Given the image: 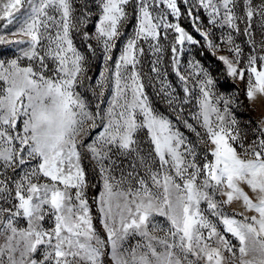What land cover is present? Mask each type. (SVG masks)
<instances>
[{"label":"snow or ice","instance_id":"obj_1","mask_svg":"<svg viewBox=\"0 0 264 264\" xmlns=\"http://www.w3.org/2000/svg\"><path fill=\"white\" fill-rule=\"evenodd\" d=\"M96 8L84 6L76 15L73 0H0V46H20V55L0 59V264H105L106 255L112 264H264V121L249 140L231 114L235 101L214 91L216 82L199 61H189L184 75L178 54L185 44L211 56L221 52L216 59L229 77L245 82L247 98L264 95V55L253 54L251 39L254 18L264 31V0H98ZM130 17L133 35L114 58ZM182 18L201 39L181 26ZM169 30L181 103L189 102L194 77L199 110L192 118L203 134L183 119L182 107H173L178 97L158 67ZM74 33L89 51L95 40L104 52L103 71L90 85L100 101L94 111L78 91L90 78ZM241 34L252 46L246 60L235 42ZM141 42L157 55L151 71L160 92L198 144L151 106L138 68ZM106 93L111 100L102 109ZM85 156L102 184L92 203L106 238L93 223L87 193L95 185ZM120 157L131 158L127 168ZM234 203L239 210L227 211Z\"/></svg>","mask_w":264,"mask_h":264},{"label":"rangeland","instance_id":"obj_2","mask_svg":"<svg viewBox=\"0 0 264 264\" xmlns=\"http://www.w3.org/2000/svg\"><path fill=\"white\" fill-rule=\"evenodd\" d=\"M256 2L258 3L259 0H256ZM73 3L76 9L75 14L79 15L80 10L84 6L91 8L93 13H95L97 10L96 5L98 3V0H73ZM178 3H180V0H178ZM181 7L183 9L184 6L181 4ZM128 10L131 13L132 11L131 7H129ZM21 11L23 12V9ZM201 19L204 21L205 24L207 23L206 14H204L203 12L201 15ZM169 20L174 22L175 18L169 16ZM95 22H96V17L95 15H93L91 18V22L88 24V28H87V31H89L90 33L93 32L94 30ZM2 23L3 21H0V24ZM135 23H136L135 19L130 17L129 21L126 22L125 26L121 29L124 32V36L121 38L120 41L117 42V47L116 49L113 50L114 58L119 56L123 43L127 40V38L133 35ZM180 23L181 26H183L188 32L193 34L197 39H201L199 35L193 31L190 21L187 18H182L180 20ZM258 25H259V18H254L251 39L255 41L256 48L253 54L264 55V52L260 50V44L261 42H264V31H262ZM241 28H243V25H241ZM73 35H74V42L77 48L87 57V68H88L87 76L90 78L84 81L83 86H81L78 89V91H80L83 94V97L89 104V107L94 111L96 104L99 103L100 101L98 99V90L96 95H94L90 85H94L95 81L99 80L100 78L99 74L101 71H103L104 52L102 51V48L97 45V42L95 40L91 41L93 47L95 48V52L93 53L89 51L85 43L82 42L81 38L75 33ZM219 35H220V31L216 30V36ZM248 40L249 37L242 34L235 36V42L238 45H240L241 49L243 50V58L245 60L248 54L252 52V46L249 45ZM172 42H173V35L171 33V30H169L168 39L161 38L160 40V44L163 47V51L162 53L157 54L160 57V62L158 64V67L160 68L162 74H166V82L171 85V88L175 89L174 95L178 97V99L176 102H174L173 107L176 108L177 112L182 107L183 119L188 120L189 123L193 124V126L197 129V131L203 134L204 132L203 128H201L200 124L192 118L193 114L197 113L199 110L197 103V99L199 97V86L196 84V79L194 77H190L188 86L192 90V96L189 98L188 103L186 104L181 103L184 99V93H183L182 83L176 76L171 64L172 53L170 51V48ZM201 44H203V41H201ZM141 46L145 49V53L142 57H140V64L138 65V68L141 72L142 80L145 85L144 90L149 98V102L151 106L158 113L163 114L167 118L171 119L173 124L177 128H179V130L190 141H192L193 144H198V138L195 132L190 131L188 128L184 126L182 122L177 121L176 119L177 112H174L171 108H169L167 98L160 92V87H161L160 81L155 78L156 73H153L151 71L152 63L154 60L157 59V55H154L151 51H149L147 43L141 42ZM19 47L20 46H0V59L7 61L9 59H13L16 56L20 55V52L18 51ZM177 47L179 49L180 46ZM201 53H203V55ZM178 54L180 58L181 71L184 75H188V72L191 71L188 67L189 61H199L200 65H202L203 68L206 69L211 74L214 81L216 82L214 91L218 95L222 94L226 98H231L232 100L235 101L234 103L230 104L231 114L235 116V118L237 119L238 122L237 127L240 129L241 133L242 134L246 133L248 139L250 140L253 137L254 130L260 127L261 122L264 121V95L257 94L256 97L250 101L246 96L245 82H242L240 80H233V78L229 77L226 72V66L221 61L214 60L212 56L209 55L208 50L206 48H202L201 45L185 44L184 51ZM221 54L223 53L217 52L216 56H219ZM21 64L27 65L28 61L21 60ZM238 86H240L241 89L244 91L249 112H245V107L242 102L243 99L240 97L238 92V88H237ZM110 100H111V95L109 93H106L104 97V102L100 104V107L102 109H106L108 107V102ZM97 131H103V128L101 127ZM138 140L140 142L141 149L146 154L150 147L148 143L146 130H142L138 133ZM198 146L203 147L202 145H198ZM130 159L131 158L120 157L117 160V163L122 164L123 167L127 168ZM84 160L89 165V168L91 170V175L95 179L93 184L98 185L99 187V192H98V196H99V193L102 190V184L99 181V177L97 173L93 171L94 161L89 160L88 157L85 156L83 159V166H84ZM138 170L141 171V173L143 174V169H138ZM115 174L118 176L119 170H117ZM245 190L249 191L247 188ZM249 195H252L250 191H249ZM202 208H206V205H202ZM239 208H240L239 204L234 203L227 208V211L232 212L233 210H239ZM251 214L252 213H248V215ZM155 219L161 225L167 227V221L165 217L157 216ZM99 234L102 237H104L100 232ZM157 235H163V233H157ZM137 239L139 238L138 237L130 238L125 246L127 247L130 245H134ZM104 259H105V264H112L111 260L108 259L107 255L105 256Z\"/></svg>","mask_w":264,"mask_h":264},{"label":"trees","instance_id":"obj_3","mask_svg":"<svg viewBox=\"0 0 264 264\" xmlns=\"http://www.w3.org/2000/svg\"><path fill=\"white\" fill-rule=\"evenodd\" d=\"M212 58L214 60H218V59H216L215 56H212ZM237 88H238V92H239L240 97L243 99L242 102H243V105L245 107V112H249L248 104H247V101H246L245 95H244V91L241 89L240 86H238ZM84 167H85L86 172L88 173V179H89L90 184L95 185V184H93L95 179H94V177H92L89 165L85 162V160H84ZM98 192H99L98 185H95L94 187H90L89 190H88V198H89V202H90V204L92 206V214H93V217H94V219H93L94 226L96 227V229L104 237H106V233H105V231H104V229H103V227H102V225L100 223V220H99V214H98V211H97V205L95 203H92V198L93 197H97L98 198Z\"/></svg>","mask_w":264,"mask_h":264}]
</instances>
